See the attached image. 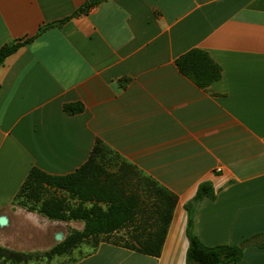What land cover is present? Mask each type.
Listing matches in <instances>:
<instances>
[{"label": "crops", "instance_id": "crops-1", "mask_svg": "<svg viewBox=\"0 0 264 264\" xmlns=\"http://www.w3.org/2000/svg\"><path fill=\"white\" fill-rule=\"evenodd\" d=\"M94 2L0 0V48L34 37L0 66L1 244L32 252L62 222L84 229L14 198L33 167L73 173L98 140L178 201L159 256L101 240L72 264H187L186 205L203 182L215 191L193 211L205 245L264 233V0ZM193 48L222 68L207 88L176 64ZM76 102L83 111L66 112ZM228 264H264V247Z\"/></svg>", "mask_w": 264, "mask_h": 264}, {"label": "trees", "instance_id": "trees-1", "mask_svg": "<svg viewBox=\"0 0 264 264\" xmlns=\"http://www.w3.org/2000/svg\"><path fill=\"white\" fill-rule=\"evenodd\" d=\"M83 11L84 8L76 14ZM69 18L46 24L40 32L62 24ZM33 39L31 37L3 45L0 48V66L9 55ZM176 64L182 73L203 88L217 82L222 75L221 66L200 48L184 53L177 58ZM64 108L69 114H75L83 111L84 105L81 102L67 103ZM110 152L98 140L89 160L73 173L55 175L38 167L30 170L14 198V204L52 220L85 221L83 230H73L56 248L43 253L44 256L67 253L72 247L84 242H94L92 250H95L101 240L143 254H161L178 197L124 160L121 164L116 162V169L113 170L109 166L112 160L108 159ZM204 197L215 198L210 182H203L193 201L186 205L190 212L187 264H228L239 261L247 245L264 247V233L241 244L205 245L195 234L193 226L194 206ZM34 255L37 254L0 246V259L3 261L21 262Z\"/></svg>", "mask_w": 264, "mask_h": 264}, {"label": "rangeland", "instance_id": "rangeland-1", "mask_svg": "<svg viewBox=\"0 0 264 264\" xmlns=\"http://www.w3.org/2000/svg\"><path fill=\"white\" fill-rule=\"evenodd\" d=\"M108 159L111 160V166L113 170L116 169L115 163L118 162L121 164L123 160L112 154L111 152L108 155ZM27 209V208H25ZM30 211V210H28ZM36 212V211H32ZM76 226V223H74ZM75 227H72L71 225L66 224L65 222H62L61 224H58L55 226V228H49L46 231H42L40 233V240H41V246L40 250L32 251L33 253L37 254L32 256L31 258L27 259L26 261L21 262H13V261H3V259H0V264H69L72 263L74 260L80 259L81 257L88 254L90 251H92L94 245V242H84L80 243L75 247H72L67 253L58 254L54 253L51 256H44L43 253L48 252L58 246V244L62 243L65 238L69 235L70 232L75 230ZM64 233V238L61 241H58L55 238V233L58 232ZM6 232L5 229H0V246L6 247L5 245L1 244L3 242L2 238L4 236V233ZM8 248V247H6Z\"/></svg>", "mask_w": 264, "mask_h": 264}, {"label": "water", "instance_id": "water-1", "mask_svg": "<svg viewBox=\"0 0 264 264\" xmlns=\"http://www.w3.org/2000/svg\"><path fill=\"white\" fill-rule=\"evenodd\" d=\"M90 2H94L96 0H89ZM8 223V218L6 216H1L0 217V225H6ZM55 238L58 240V241H61L63 240L64 238V233L61 231V232H58L56 233L55 235Z\"/></svg>", "mask_w": 264, "mask_h": 264}]
</instances>
